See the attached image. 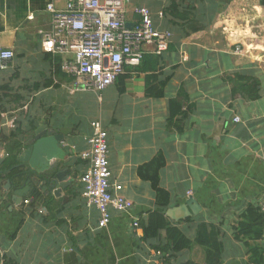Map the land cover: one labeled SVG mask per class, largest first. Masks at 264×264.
<instances>
[{
  "label": "crops",
  "instance_id": "crops-1",
  "mask_svg": "<svg viewBox=\"0 0 264 264\" xmlns=\"http://www.w3.org/2000/svg\"><path fill=\"white\" fill-rule=\"evenodd\" d=\"M66 1L0 0V48L15 54L0 71L2 132L22 124L23 142L46 123L62 129L68 137L61 163L70 167L67 180L77 177L60 197L33 186L40 201L17 198L24 183L0 181V264H205L198 244L160 256L154 246L166 244L167 235L143 239L134 222L161 208L192 241L201 225L218 235L221 264H259L253 239L264 220V0H128V20L136 7H148L155 27L172 32L173 41L101 92L71 91L74 78L62 68L67 57L42 49L51 28L47 6L65 8ZM175 2L178 14L197 17L194 29L167 13ZM151 87L163 96H150ZM94 121L108 134L112 193L134 203L128 212L112 210L106 228L81 182ZM152 178L169 194L168 206L156 202Z\"/></svg>",
  "mask_w": 264,
  "mask_h": 264
},
{
  "label": "built area",
  "instance_id": "built-area-1",
  "mask_svg": "<svg viewBox=\"0 0 264 264\" xmlns=\"http://www.w3.org/2000/svg\"><path fill=\"white\" fill-rule=\"evenodd\" d=\"M127 7L128 0H67L65 8L47 6L51 28L43 34L42 49L67 57L62 68L74 78L71 91L101 92L114 85L126 67H138L146 55L160 56L169 50L173 34L155 27L150 9L136 7L135 19L128 20ZM235 52L241 55L244 49L238 45ZM14 57L12 50L0 48V71L8 69ZM92 128L90 148L81 154L88 165L81 177L83 197L99 211V227L106 228L112 210L128 212L134 203L112 193L108 134L100 121H94ZM115 189L120 192L122 185ZM261 211L264 214V202ZM133 225L139 227L140 221Z\"/></svg>",
  "mask_w": 264,
  "mask_h": 264
},
{
  "label": "trees",
  "instance_id": "trees-1",
  "mask_svg": "<svg viewBox=\"0 0 264 264\" xmlns=\"http://www.w3.org/2000/svg\"><path fill=\"white\" fill-rule=\"evenodd\" d=\"M232 0H225L226 4L231 2ZM180 6V3L175 2L171 5L170 8H168L167 13L171 15V17L175 18L177 22L179 20H184L187 23H190L189 26L191 29H194L193 26L195 24V18L196 16L191 17L183 16L180 13L178 14V7ZM193 18V19H192ZM195 32V31H194ZM163 86V84H162ZM121 91H124V88H121ZM150 96L154 98H161L163 96V89L159 87V89H156V87L150 88ZM177 101H172L171 105H176ZM34 127L33 123L31 125ZM36 129V128H35ZM29 132V136L32 134V132L35 130ZM25 136V132L23 130L22 124L15 125V129L11 131L9 134L1 132L0 133V147H2L6 152V157L4 158L3 163L0 164V181L4 182L5 180H9L14 184L15 187L18 185H22L25 183V181L28 179L30 173L27 168L24 167V164H21L18 160V157L21 153V151L25 147V141L29 137H25L23 142H21L18 138L20 136ZM163 165V162L160 166ZM154 185L156 186L157 190V197L156 202L160 206H168L169 204V194L165 192L163 189L158 188V179L152 178ZM31 199L34 201H40L41 200V194L39 192L33 193L30 196ZM30 201V200H29ZM162 211H154L151 212L149 215V218L146 222L143 223V221L140 222V226L143 229V239L145 241H149L151 239H158L160 240L162 237V234H166L167 242L166 244H159L155 245L154 249L155 251L163 252V253H173L177 254L184 250L191 249L194 244H198L204 248L205 251V264H221L222 261V242L218 239V235L212 232H209L208 228L205 225H201L196 234V240L192 241L188 235L180 228V224L173 225L171 224L165 214L164 209L161 208ZM193 220L191 218H187L184 220L185 223H191ZM260 223V230L258 231V234L256 238L253 239L254 242H256L258 247L256 249V252L258 253V260L257 262L259 264L264 263V241H263V235H264V220L263 217L259 218ZM263 241V244H260L259 241ZM261 247V248H260ZM164 255V254H163ZM186 264H193L192 262H188Z\"/></svg>",
  "mask_w": 264,
  "mask_h": 264
},
{
  "label": "water",
  "instance_id": "water-1",
  "mask_svg": "<svg viewBox=\"0 0 264 264\" xmlns=\"http://www.w3.org/2000/svg\"><path fill=\"white\" fill-rule=\"evenodd\" d=\"M67 137V132L55 128L51 123H46L36 127L26 139L25 147L18 160L21 164H29L30 175L24 186L16 191L17 198L23 201L25 197L32 194L33 186L44 190L42 193L44 197L48 196L50 192H53L55 197H60L65 189L75 183L77 177L67 180L71 175L70 167H66L64 162L61 163L62 153H64L62 144L66 142ZM41 157L42 159H40ZM3 161L4 158L0 157V164ZM37 162H41V164Z\"/></svg>",
  "mask_w": 264,
  "mask_h": 264
}]
</instances>
